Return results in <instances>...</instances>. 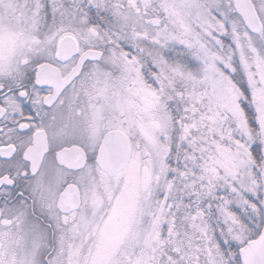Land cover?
<instances>
[{
	"label": "snow or ice",
	"instance_id": "1",
	"mask_svg": "<svg viewBox=\"0 0 264 264\" xmlns=\"http://www.w3.org/2000/svg\"><path fill=\"white\" fill-rule=\"evenodd\" d=\"M0 264H264V0H0Z\"/></svg>",
	"mask_w": 264,
	"mask_h": 264
}]
</instances>
